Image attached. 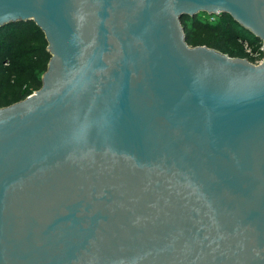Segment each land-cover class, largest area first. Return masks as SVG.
Segmentation results:
<instances>
[{"label": "water", "instance_id": "obj_1", "mask_svg": "<svg viewBox=\"0 0 264 264\" xmlns=\"http://www.w3.org/2000/svg\"><path fill=\"white\" fill-rule=\"evenodd\" d=\"M264 0H0L42 86L0 108V264H264V56L187 42Z\"/></svg>", "mask_w": 264, "mask_h": 264}, {"label": "trees", "instance_id": "obj_2", "mask_svg": "<svg viewBox=\"0 0 264 264\" xmlns=\"http://www.w3.org/2000/svg\"><path fill=\"white\" fill-rule=\"evenodd\" d=\"M187 42L206 45L233 57L248 58L234 45L246 42L253 51H261L262 41L242 27L228 13L209 15L201 12L182 18ZM45 33L32 20L0 27V108L25 99L42 86V75L51 58Z\"/></svg>", "mask_w": 264, "mask_h": 264}, {"label": "built area", "instance_id": "obj_3", "mask_svg": "<svg viewBox=\"0 0 264 264\" xmlns=\"http://www.w3.org/2000/svg\"><path fill=\"white\" fill-rule=\"evenodd\" d=\"M246 45L249 48V53H251V55L255 58V61H252V62H254L255 64L261 63L262 59H263V58H261V52L260 51H252L253 49L248 44H246ZM261 51H263L262 48H261Z\"/></svg>", "mask_w": 264, "mask_h": 264}, {"label": "rangeland", "instance_id": "obj_4", "mask_svg": "<svg viewBox=\"0 0 264 264\" xmlns=\"http://www.w3.org/2000/svg\"><path fill=\"white\" fill-rule=\"evenodd\" d=\"M246 44H247L246 42H241V46L240 47L236 46V45H234V46H235L236 49L242 50L244 52V54L251 55V53H249V48L247 47Z\"/></svg>", "mask_w": 264, "mask_h": 264}]
</instances>
